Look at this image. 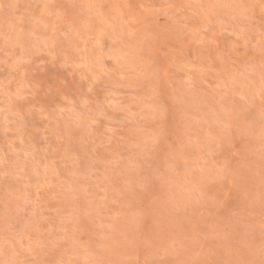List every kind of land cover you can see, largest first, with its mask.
I'll return each instance as SVG.
<instances>
[{"label": "rangeland", "instance_id": "374dc122", "mask_svg": "<svg viewBox=\"0 0 264 264\" xmlns=\"http://www.w3.org/2000/svg\"><path fill=\"white\" fill-rule=\"evenodd\" d=\"M0 264H264V0H0Z\"/></svg>", "mask_w": 264, "mask_h": 264}]
</instances>
